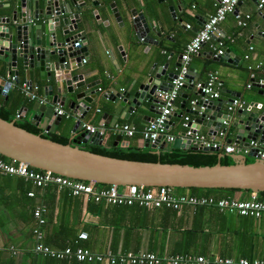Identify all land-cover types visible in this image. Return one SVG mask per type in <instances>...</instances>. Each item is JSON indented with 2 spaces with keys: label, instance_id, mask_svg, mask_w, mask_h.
Masks as SVG:
<instances>
[{
  "label": "crops",
  "instance_id": "1",
  "mask_svg": "<svg viewBox=\"0 0 264 264\" xmlns=\"http://www.w3.org/2000/svg\"><path fill=\"white\" fill-rule=\"evenodd\" d=\"M39 1V7L43 0ZM96 3L103 2V6H96L100 16L95 20L89 18V28L79 24L76 32L82 33L85 45L81 47L85 52L84 62L75 73L82 75V80L88 84L89 90L95 91L96 98L86 104L87 110L79 112L72 110L67 105L69 98H65L63 110L69 111V117L60 116V121L52 131L59 138L69 141L72 136V126L76 120L80 123H89L94 126L109 127L113 124L127 123L134 129L131 137H120L116 145H113L116 134H107L96 146H114L125 148L129 145L139 146V131L147 122L144 117L154 118L156 114L147 109L138 108L135 112L122 110L114 112V104L101 97L102 93H115L126 89L128 86H135L142 80L146 70L151 67V74L162 68L165 64V73L175 72V63L179 60V53L186 41L193 35L194 29H199L208 14L212 13L216 0H93ZM15 0H0V17L8 15L13 8ZM115 3L119 12V19H116L107 8L108 3ZM106 7V8H105ZM94 9V8H93ZM240 14L248 13L249 19L245 26H238L233 14H227L219 24L223 34L224 50H228L225 58L213 55L207 44H204L198 53L190 57L188 67L191 68V80L203 81L207 73L215 72L219 82L217 87L218 98L221 110L228 112L225 108L226 102L231 97H238L244 101V107L251 102L257 103L264 100L260 94L258 83L264 81V4L260 11L255 9L253 0H239L236 6ZM129 10V12L127 11ZM135 15L148 16V42L138 40L130 30V11ZM170 11L174 12V22L167 28L164 21H169ZM183 20L189 24V28L181 26L177 20ZM37 21L33 20V23ZM163 29L159 32L158 28ZM214 37V36H213ZM230 38V39H229ZM79 40V39H76ZM157 41V45L153 41ZM249 47H251L249 49ZM157 56L154 58V53ZM247 55L245 58L244 56ZM221 57V56H220ZM259 64L253 69V78L249 77L250 71L247 66ZM8 75H15L18 83L30 84L35 94L34 99L27 98L17 109L11 113L7 112L12 119H15L17 111H24V115L16 119L34 127L29 122L33 114L31 107L34 101L55 106L51 104V96L55 94L52 86L49 95L44 86L50 84L45 79L41 80L36 69H29V81L25 79V71L20 61L17 66L10 70L0 61V80H5ZM15 80L11 86L14 87ZM253 80V81H252ZM250 86L247 87V84ZM5 84V83H3ZM195 88L188 82L180 88L175 97L172 110L180 116L170 115V124L167 133L179 136L182 131L181 121L184 115L190 119L194 116L188 114L184 109L189 107V101L199 98L195 94ZM0 97L4 96L0 94ZM4 99V98H3ZM148 105L147 103H143ZM243 107V108H244ZM233 111V110H232ZM232 111H229L232 112ZM75 115V117H74ZM77 118V119H74ZM101 120V123H99ZM82 130V129H81ZM79 131H76L78 133ZM196 132L207 135V128L199 126ZM45 133V132H44ZM212 136V135H211ZM229 135L216 133L212 138L222 144L227 143ZM82 144V143H80ZM259 147V143H257ZM83 145H95L83 143ZM149 148V147H148ZM157 148V147H156ZM155 148V149H156ZM152 149V148H151ZM153 150V149H152ZM230 155H241L231 153L225 156L231 159ZM247 159H254L251 155H245ZM31 192L32 195H28ZM175 193H180L175 191ZM248 192H236L234 197L246 198ZM41 207V217L44 224L38 225L32 212L34 208ZM225 212L227 210H224ZM231 214L234 210L229 211ZM193 207L182 206L173 212L164 206L142 207L137 204L112 205L103 201L94 202L89 196H76L70 190L56 184H47L39 187L31 180L17 175L0 174V264H128L119 262L117 255L136 253L138 251L153 252L160 256H172V248L177 240V232L188 227L192 219ZM250 216V215H247ZM250 221L242 222L241 218L232 216L228 223L233 230L249 231L250 239L247 243V258L264 257V215L250 216ZM204 226H212L215 220L207 212L201 217ZM250 222V223H249ZM41 231V242L54 249H61L65 246L70 248L82 247L94 254H111L115 261L109 262L106 258L92 261H76L72 257L57 259L33 250L36 238L33 229ZM226 242L222 245L220 242ZM206 244V243H205ZM218 245L230 251L231 257H237L242 246L241 238L234 232L222 240L217 234H212L206 245L207 255L216 254ZM205 249V248H204ZM195 255V254H191ZM202 255V254H201ZM160 264H165L161 262Z\"/></svg>",
  "mask_w": 264,
  "mask_h": 264
},
{
  "label": "water",
  "instance_id": "2",
  "mask_svg": "<svg viewBox=\"0 0 264 264\" xmlns=\"http://www.w3.org/2000/svg\"><path fill=\"white\" fill-rule=\"evenodd\" d=\"M253 1L256 3V0ZM103 4L93 0H43L42 6L39 7L38 0H15L10 13L0 17V61L7 67L8 74L20 61L28 83L29 69H36L41 80L50 82L43 87L49 95L54 86L55 94L51 96V104L57 103L62 106L65 98H69L67 105L69 108L79 112L86 111V104L97 95L95 91L89 90L88 84L82 80V75L75 73L81 66V59L85 54L81 50L85 45L84 36L78 32L70 33L76 30L79 24L89 28L88 16L96 20L100 14L95 7ZM107 8L120 20L115 3H108ZM130 15V30L138 40L148 42L149 17L135 15L133 10L130 11ZM174 16V12L170 11L169 21H164L165 27L169 28L172 25L171 22L175 21ZM33 20L37 22L33 23ZM177 21L184 26L183 20ZM158 31L161 32L163 29L159 27ZM258 34L264 35L262 32ZM76 39H79V46L73 47L72 43ZM153 42L157 45V41ZM227 55L228 50L225 49L224 54L218 57L225 58ZM156 56L155 52L153 57ZM178 64L179 61L175 63L176 66ZM152 65L154 64H151L142 80L135 86H128L120 92L100 94L114 104L116 114L122 110L128 113L135 112L138 108L159 114L158 106L161 103L154 97V92L170 88L175 73H165L164 64L151 74ZM191 73V68H188L186 74L188 79H191ZM3 83L4 81L0 80V94L5 96V92L1 90ZM260 88L263 90L264 87L260 85ZM195 90L199 98L192 108L184 109L194 116L190 121L194 130L199 126H205L208 135L214 136L216 133L229 135L227 143L245 146L249 140H253L264 147V100L251 102L247 107L236 108L229 113L221 110L222 102L219 99H203L200 90ZM260 94L264 96V91H260ZM144 102L148 105L143 104ZM31 111L33 114L29 122L45 131H52L61 119L54 114L52 105L46 106L38 101L33 102ZM20 114L23 116L25 113L20 111ZM170 115L180 116L181 113L176 114L172 110L167 116L168 125ZM144 119L153 120L147 116ZM71 132L72 136L68 143L62 144L22 129L14 120L5 121L0 118V155L35 169L94 184L222 188L264 192V160L253 159L246 163L242 154L230 155L232 163L222 165L218 161L213 165L190 166L128 160L93 153L78 147L80 143L87 142L101 144L95 135L90 136L81 130L79 120L74 122ZM120 139V136L116 135L113 145ZM167 145L159 138L153 143L139 139V146L152 148L154 153ZM170 146L189 150L200 149L190 144L188 139H180L177 136ZM201 150L218 151L212 147H202ZM222 155L219 153L218 158Z\"/></svg>",
  "mask_w": 264,
  "mask_h": 264
},
{
  "label": "built area",
  "instance_id": "3",
  "mask_svg": "<svg viewBox=\"0 0 264 264\" xmlns=\"http://www.w3.org/2000/svg\"><path fill=\"white\" fill-rule=\"evenodd\" d=\"M239 0H218L212 13L208 14L207 18L203 21L199 29H197L193 35L186 41L179 53V64L175 66V77L171 80V87L166 90H156L154 97L161 103L158 106L160 109L153 120L147 121L139 131V139L147 140L148 143H153L156 139L164 141L170 144L175 136L167 133L168 124L166 123L167 116L172 111V105L175 97L179 93V90L183 85L188 82L195 89H199L203 94V99L218 98L217 87L219 82L215 76V72L210 71L207 73L206 79L203 81H191L186 77L188 71V64L190 57L193 54L199 52L204 44L214 51L213 55L218 57L224 54V37L221 33L219 24L225 18L227 14H233L235 22L238 26H245L249 19V14H240L235 12L237 3ZM264 0H256L255 9L260 11L263 7ZM185 28H189V24H184ZM214 35V37L212 36ZM230 39V38H229ZM73 47L79 46V40H75L72 43ZM251 47H249L250 49ZM245 58L247 55L244 56ZM84 62V58L81 59V63ZM260 65L256 64L253 67L247 66L250 71L249 77L253 78V69H257ZM15 75H8L5 80V84H2L1 90L5 93L8 87L13 83ZM253 81V80H252ZM259 86L264 87V83H258ZM250 83L247 84V87ZM35 89L30 84L22 82L20 84V91L29 99H34ZM197 98H193L189 101V107L195 104ZM40 102V100H38ZM244 101L238 97H231L226 102V110L232 111L236 108H243ZM53 112L56 116L69 117L72 114L69 111L63 110L57 103L53 107ZM21 117L20 111L15 113V119ZM75 117V115H74ZM77 119V118H74ZM191 119L188 115H184L181 121L182 131L177 137L180 139H188L190 144H194L201 150L205 148H216L223 154L241 153L242 155H251L254 159L264 160V147H259L256 141L249 140L245 146H236L234 144H220L216 142L211 135H203L190 125ZM81 129L87 134L95 135L98 140L111 133L119 135L120 137H131L134 134V129L127 123L113 124L109 127L106 126H94L89 123H80ZM46 132V131H44ZM0 174L17 175L25 179H29L36 186L42 187L47 184H56L58 186L66 187L70 190L71 194L76 196H89L94 202L103 201L107 204H137L142 207L151 206H164L173 210H178L182 206H197L214 204L219 210H234L240 215H252L257 216L264 215V198H259L255 192H249V195L245 199L237 198H218L214 199L211 196H192L188 194L175 193L174 188L168 186H155L145 187L130 184L126 186L109 185L106 188L96 187L94 183L85 182L82 180H76L66 176L58 175L47 170L35 171L29 168L26 164L17 161H4L0 159ZM28 195H32L28 192ZM43 208H34L32 214L37 221L38 225L44 224V220L41 217V211ZM33 233L36 238V243L33 246V250L37 253L47 255L53 258L62 259L72 257L76 261H92L102 260L106 258L109 262H114L115 258L111 254L101 255L94 254L86 248L75 247L70 248L65 246L61 249H54L41 242V231L38 228L33 229ZM116 259L119 262H126L128 264H264L263 258H247V257H231V256H219L217 254L209 255H191V254H175L169 257L160 256L153 252L138 251L136 253H128L123 255H117Z\"/></svg>",
  "mask_w": 264,
  "mask_h": 264
},
{
  "label": "trees",
  "instance_id": "4",
  "mask_svg": "<svg viewBox=\"0 0 264 264\" xmlns=\"http://www.w3.org/2000/svg\"><path fill=\"white\" fill-rule=\"evenodd\" d=\"M15 80V79H14ZM13 84V83H12ZM20 84L15 80L14 87L11 86L7 89L5 96L3 98L0 97V118L5 121L14 120V123L31 133L39 134L40 136L50 139L52 141L58 143H68L66 139L59 138L54 133L51 132H39L34 127L28 125L25 122H19L16 119H12V117L7 114V112L13 113L19 104L25 101L27 98L20 91ZM78 147L91 151L93 153H98L106 156H111L115 158H122L128 160H137V161H148V162H160L167 164H179V165H190V166H202V165H213L217 161L222 164H231L232 160L227 158L220 150L217 152L211 151H202V150H189V149H180L173 148L168 144L166 147L160 149L157 153L152 152L151 148H144L142 146L129 145L125 148H117L114 146H96V145H83L80 144ZM222 153V157L218 158V154ZM0 159L4 161H10V159L0 155ZM248 163L247 161H245ZM29 167V166H28ZM35 171H41L39 169H35L29 167ZM86 182V181H85ZM96 187L106 188L107 184H95ZM181 189V194H188L192 196H211L214 199L218 198H237L234 197V193L236 192H250L248 190H240V189H222V188H175ZM259 198H264V192L256 193ZM247 198V197H246ZM237 199H245V198H237ZM113 205H125V204H113ZM170 209V208H166ZM173 210V209H172ZM175 210H173L174 212ZM232 210H219L214 204H204L197 205L193 207L192 219L188 227L182 228L177 232V240L172 248V253L176 254H202L207 255L206 245L209 242V239L212 234H217L219 240H222L228 235H232L234 232L236 236L241 238L242 246L240 248L239 254L237 257H248L247 243L249 241L250 233L249 231H245L244 227L241 230H233V228L229 227L224 223L229 221L232 216L238 217L242 219V222L250 221V216L247 215H237L231 214L229 212ZM207 214L212 217L215 222L212 226H204L201 221L202 215ZM234 213H236L234 211ZM251 222V221H250ZM249 222V223H250ZM264 242V236H262ZM220 242V241H219ZM206 243V244H205ZM222 245H227L226 242L222 243ZM222 245H218L217 255L219 256H230L229 248L228 250L224 249ZM205 248V249H204Z\"/></svg>",
  "mask_w": 264,
  "mask_h": 264
},
{
  "label": "rangeland",
  "instance_id": "5",
  "mask_svg": "<svg viewBox=\"0 0 264 264\" xmlns=\"http://www.w3.org/2000/svg\"><path fill=\"white\" fill-rule=\"evenodd\" d=\"M251 161H252V159H247V162H251ZM174 190H175V191H178V192H181V189H175V188H174Z\"/></svg>",
  "mask_w": 264,
  "mask_h": 264
}]
</instances>
